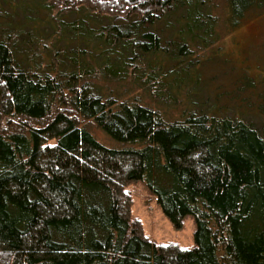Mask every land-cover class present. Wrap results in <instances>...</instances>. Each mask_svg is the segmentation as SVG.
Segmentation results:
<instances>
[{"label":"trees","instance_id":"16d2710c","mask_svg":"<svg viewBox=\"0 0 264 264\" xmlns=\"http://www.w3.org/2000/svg\"><path fill=\"white\" fill-rule=\"evenodd\" d=\"M46 1L113 21L59 20L82 48L46 67L18 60L12 32L0 42V264H264V126L204 110L172 120L147 101L171 88L164 61L214 46L264 0H223L218 14L214 0ZM131 76L141 93L108 88ZM133 184L176 229L194 219L192 248L144 236Z\"/></svg>","mask_w":264,"mask_h":264},{"label":"rangeland","instance_id":"374dc122","mask_svg":"<svg viewBox=\"0 0 264 264\" xmlns=\"http://www.w3.org/2000/svg\"><path fill=\"white\" fill-rule=\"evenodd\" d=\"M214 1L219 6L214 14H218L223 10V0ZM6 2L7 5L4 0H0V42L3 41L4 34L12 32L19 37L18 60L22 61L32 55L36 60L34 64L42 67L54 61L63 62L62 54L70 56L73 51L80 53L78 49L82 48L79 41L67 46V35H64L58 25L59 20L62 23H72L85 19L93 28L108 26L113 21L107 18L97 19L93 12L84 8L77 14L62 17L57 10L48 8L46 0ZM174 35L172 33L171 37L175 41ZM167 39L169 38H163V45ZM190 44L192 51L188 57H178L175 62L158 58L159 62L161 59L166 60V72L175 70L172 77L166 80L171 88L168 85L169 90L161 96L155 95L154 100L147 97L148 103L172 120L179 119L184 111L204 110L209 114L222 112L228 116H243L259 128L263 127L264 11L249 13L237 29L231 33L224 32L214 46L205 47L196 43L192 47V43ZM161 62L163 63L162 60ZM97 75V81L104 84V78ZM131 78L132 76L127 85L110 84L108 88H136L137 86L132 87ZM140 87L142 86L133 90L141 93ZM92 131L98 140L109 143L100 131L94 127ZM126 192L131 200V220L140 224L145 237L157 245H176L182 249L193 247L196 226L192 217H186L183 228L176 229L143 184H133Z\"/></svg>","mask_w":264,"mask_h":264}]
</instances>
